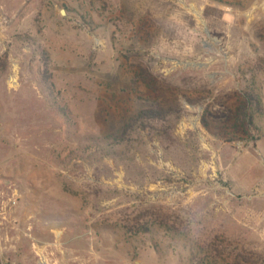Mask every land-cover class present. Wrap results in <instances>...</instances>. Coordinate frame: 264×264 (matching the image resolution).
<instances>
[{
	"label": "rangeland",
	"instance_id": "rangeland-1",
	"mask_svg": "<svg viewBox=\"0 0 264 264\" xmlns=\"http://www.w3.org/2000/svg\"><path fill=\"white\" fill-rule=\"evenodd\" d=\"M0 264H264V0H0Z\"/></svg>",
	"mask_w": 264,
	"mask_h": 264
},
{
	"label": "trees",
	"instance_id": "trees-1",
	"mask_svg": "<svg viewBox=\"0 0 264 264\" xmlns=\"http://www.w3.org/2000/svg\"><path fill=\"white\" fill-rule=\"evenodd\" d=\"M146 114H152V116H149L150 117V119H159V117H161L162 115H164V113L165 112H161V111H148V112H145ZM145 113H142V114H144V115H146ZM136 117H138V116H136ZM135 117V118H136ZM134 118V119H135ZM250 123V122H249ZM130 125L128 124V125H126L124 128H123V130H126V129H130L131 128V126L129 127Z\"/></svg>",
	"mask_w": 264,
	"mask_h": 264
},
{
	"label": "clouds",
	"instance_id": "clouds-1",
	"mask_svg": "<svg viewBox=\"0 0 264 264\" xmlns=\"http://www.w3.org/2000/svg\"><path fill=\"white\" fill-rule=\"evenodd\" d=\"M196 238H197V239H201V237H199V236H197Z\"/></svg>",
	"mask_w": 264,
	"mask_h": 264
},
{
	"label": "bare ground",
	"instance_id": "bare-ground-1",
	"mask_svg": "<svg viewBox=\"0 0 264 264\" xmlns=\"http://www.w3.org/2000/svg\"><path fill=\"white\" fill-rule=\"evenodd\" d=\"M12 82H14V80H12Z\"/></svg>",
	"mask_w": 264,
	"mask_h": 264
}]
</instances>
